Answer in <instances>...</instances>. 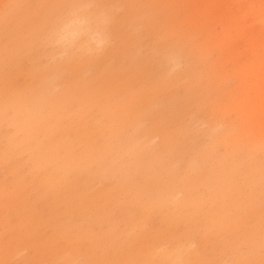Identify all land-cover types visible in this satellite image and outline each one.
<instances>
[{
    "label": "snow or ice",
    "instance_id": "1",
    "mask_svg": "<svg viewBox=\"0 0 264 264\" xmlns=\"http://www.w3.org/2000/svg\"><path fill=\"white\" fill-rule=\"evenodd\" d=\"M130 6L116 0L0 3V61L20 53L36 73L23 89L5 86L0 97V164L6 221L18 189L63 198L55 227L69 249L44 264H264V136L258 145L229 149L234 129L192 108L178 127L154 133V113L134 87L98 79L111 59ZM264 7V4H262ZM159 69V82L189 60L180 44L141 53ZM211 59V57H209ZM91 127L85 139L74 129ZM155 135V138H154ZM105 177L112 187L65 197L81 177ZM176 224L167 238L149 232L153 214ZM216 250L193 259L202 235ZM93 241L91 247L88 241ZM24 255L3 264H37ZM134 252L136 258H119Z\"/></svg>",
    "mask_w": 264,
    "mask_h": 264
},
{
    "label": "rangeland",
    "instance_id": "2",
    "mask_svg": "<svg viewBox=\"0 0 264 264\" xmlns=\"http://www.w3.org/2000/svg\"><path fill=\"white\" fill-rule=\"evenodd\" d=\"M15 0H0V3ZM24 3H57L63 0H19ZM118 3L151 8L129 7L123 13L127 24L117 35L105 65L94 69L102 81L119 82L136 88L154 113V133L178 127L192 108L203 116L234 129L229 149L258 145L264 136V9L252 7L256 0H116ZM259 10V12H258ZM180 43L189 51L185 68L167 82H159L158 66L141 56L150 49ZM211 57V59H209ZM36 73L33 59L26 53L13 58L7 68L0 61V97L5 86L23 90ZM91 127L74 129L72 134L85 139ZM155 138V135H154ZM5 172L0 164V260L24 255V245L5 248L9 239L28 237L26 259L44 262L64 258L69 249L63 232L55 227L63 198L18 189L9 203L6 221L3 184ZM114 187L102 176L81 177L75 188L64 195L73 197L92 193L105 197ZM176 231L175 222L164 213L153 214L149 232L167 238ZM89 246L93 241H88ZM217 240L204 234L193 259L209 258ZM119 258H136L134 252Z\"/></svg>",
    "mask_w": 264,
    "mask_h": 264
},
{
    "label": "bare ground",
    "instance_id": "3",
    "mask_svg": "<svg viewBox=\"0 0 264 264\" xmlns=\"http://www.w3.org/2000/svg\"><path fill=\"white\" fill-rule=\"evenodd\" d=\"M262 4H264V0H256V3H251L252 7L258 6L260 11H263L264 7H262ZM258 10V12H259Z\"/></svg>",
    "mask_w": 264,
    "mask_h": 264
},
{
    "label": "clouds",
    "instance_id": "4",
    "mask_svg": "<svg viewBox=\"0 0 264 264\" xmlns=\"http://www.w3.org/2000/svg\"><path fill=\"white\" fill-rule=\"evenodd\" d=\"M0 264H3V261L2 260H0Z\"/></svg>",
    "mask_w": 264,
    "mask_h": 264
}]
</instances>
